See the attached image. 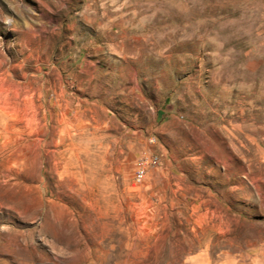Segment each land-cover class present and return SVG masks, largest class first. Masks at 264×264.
Returning <instances> with one entry per match:
<instances>
[{
  "label": "rangeland",
  "instance_id": "obj_1",
  "mask_svg": "<svg viewBox=\"0 0 264 264\" xmlns=\"http://www.w3.org/2000/svg\"><path fill=\"white\" fill-rule=\"evenodd\" d=\"M0 264H264V0H0Z\"/></svg>",
  "mask_w": 264,
  "mask_h": 264
},
{
  "label": "built area",
  "instance_id": "obj_2",
  "mask_svg": "<svg viewBox=\"0 0 264 264\" xmlns=\"http://www.w3.org/2000/svg\"><path fill=\"white\" fill-rule=\"evenodd\" d=\"M144 174H145V167H144L143 163H140L135 169L134 179L136 181H141L142 178L144 177Z\"/></svg>",
  "mask_w": 264,
  "mask_h": 264
}]
</instances>
